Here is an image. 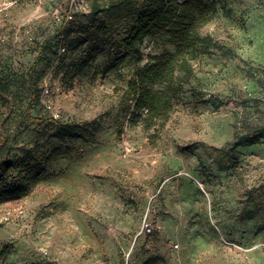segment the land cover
Instances as JSON below:
<instances>
[{
    "label": "rangeland",
    "instance_id": "1",
    "mask_svg": "<svg viewBox=\"0 0 264 264\" xmlns=\"http://www.w3.org/2000/svg\"><path fill=\"white\" fill-rule=\"evenodd\" d=\"M212 1L215 48L144 131L127 80L173 50L118 47L145 0H0V166L30 181L0 200V264H264V0Z\"/></svg>",
    "mask_w": 264,
    "mask_h": 264
},
{
    "label": "trees",
    "instance_id": "2",
    "mask_svg": "<svg viewBox=\"0 0 264 264\" xmlns=\"http://www.w3.org/2000/svg\"><path fill=\"white\" fill-rule=\"evenodd\" d=\"M216 11L212 0H145L136 12L135 23L120 40L119 48L131 53L136 63L141 61L140 46L146 39L163 38L173 48L151 56L127 80L122 98L131 101V121L138 123L142 130L157 131L163 126L185 92V86L194 78L193 62L212 53L215 42L201 30L212 21ZM4 97L5 91L0 88V98ZM258 135L249 136L246 145L256 143ZM25 163L26 159L1 163L0 200L20 198L29 190L26 175L17 178L7 175L10 169H20L18 173H21ZM38 181L34 178V185Z\"/></svg>",
    "mask_w": 264,
    "mask_h": 264
},
{
    "label": "built area",
    "instance_id": "3",
    "mask_svg": "<svg viewBox=\"0 0 264 264\" xmlns=\"http://www.w3.org/2000/svg\"><path fill=\"white\" fill-rule=\"evenodd\" d=\"M141 229L142 231L145 233V234H151L152 231H153V226L152 224L149 222V220L147 219H144L143 222H142V226H141Z\"/></svg>",
    "mask_w": 264,
    "mask_h": 264
}]
</instances>
